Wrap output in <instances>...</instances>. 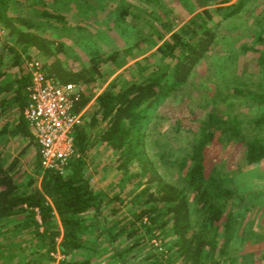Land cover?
<instances>
[{"label":"trees","instance_id":"obj_1","mask_svg":"<svg viewBox=\"0 0 264 264\" xmlns=\"http://www.w3.org/2000/svg\"><path fill=\"white\" fill-rule=\"evenodd\" d=\"M9 2L0 0V28L16 36L19 49L7 45L14 59L10 71L16 72L15 87L10 95L6 89L10 74L0 69V118L10 109L17 111L18 117L13 126L8 120L1 124L0 144L7 135H20L35 143L23 113L28 102L30 73L25 65L28 58L23 61L21 53L36 48L45 58L40 60L47 75L63 83L89 87L102 77L99 63L111 61L119 66L118 57L114 53L80 70L67 69L57 57L61 44L54 45L51 39L31 31L29 28L35 27L33 20L10 15ZM32 5H38L36 0ZM43 5L49 3L43 1ZM238 6L240 3L228 7L224 17L233 14ZM53 12L49 16L62 18L54 9ZM126 12L123 8L120 14ZM40 14L44 15L45 11ZM211 19V11L203 9L175 30L172 25H167V31H173L152 53L158 54L159 60L172 59L179 53L182 59L172 68L167 61L153 67L143 79L126 81L128 85L122 84L118 89L113 83L95 97L92 116L88 120L82 117V122L73 129L76 154L66 163L63 172L44 169L38 154L36 171L40 177L37 185L36 179L18 168V156L7 163L0 151V236L10 239L13 234L28 235L32 244L26 253L28 259L24 261V253L19 256L15 248L12 249L13 244L6 247L0 243V264L52 263L51 253L56 250L64 255L59 264H92L95 256L97 259L106 252L109 257L103 264H126L131 254L152 239L159 243L155 245V252L142 258L148 261L147 264H237L236 258L227 255L225 244L229 239L226 237L225 244L219 245L220 230L226 224L231 228L237 215L243 218L242 212L250 210L254 202L246 201V194L235 189L232 177L218 165L206 168L205 150L223 138L241 142L245 146V159L251 164L264 158V142L241 132L238 121L229 117L225 120L229 123L227 135L222 137L223 120L214 117L201 126L190 151L179 159L177 183L169 182L159 174L145 149L146 130L155 108L185 81L214 41L215 31L207 25ZM164 35L159 33L160 39ZM257 41L263 42L264 36L259 35ZM260 67L262 80L258 86L252 89L234 83L235 94L249 95L257 103L264 102V63ZM89 100V96L80 92L74 110L81 112ZM258 119L262 120L264 116ZM88 128L96 131L95 140L118 153L120 168L137 167L136 184L142 185L135 199L128 203V207H136L139 201L140 207L131 211L129 217L113 219L110 224L105 222L109 217L114 218L116 212L111 209L107 215L102 213L106 195L91 188L85 172L86 158L92 146V131ZM234 207L242 210L232 215ZM99 217H102V223ZM94 232L98 246L87 243L88 236ZM79 253L82 258L76 257Z\"/></svg>","mask_w":264,"mask_h":264},{"label":"rangeland","instance_id":"obj_2","mask_svg":"<svg viewBox=\"0 0 264 264\" xmlns=\"http://www.w3.org/2000/svg\"><path fill=\"white\" fill-rule=\"evenodd\" d=\"M33 1L10 0L8 13L33 20L35 27L29 28L31 31L51 39L54 45L60 43L57 57L67 69L77 71L101 57L117 53L119 66L111 61L100 62L98 68L102 77L96 84L92 87L77 85L80 92L90 97L81 111L87 120L94 113L95 97L109 85L115 83L118 89L126 81L141 80L147 71L166 61L171 68L175 66L182 54L165 61L152 52L181 23L209 9L212 19L207 25L215 31L214 41L185 81L155 108L146 130V153L165 180L177 183L179 159L190 151L201 126L214 117L223 120L222 137L227 135L229 123L225 120L229 117L238 121L241 132L264 142V119H258L264 116V102L257 103L249 95L235 94L233 90L234 83L255 89L262 80L260 66L264 63V41H257V37L264 36V0H36V7ZM43 1L49 5H43ZM239 3L240 7L225 18L228 7ZM123 8L127 10L125 15L120 14ZM53 9L62 15L61 19L49 16ZM42 10L44 15L40 14ZM169 24L173 27L171 31L166 28ZM159 33L165 34L162 39ZM7 45L19 49L16 36L0 28V69L10 74L6 82L7 95H10L15 87L16 72L10 71L14 59ZM31 57L45 60L36 48L21 53L23 61ZM6 114L0 118V126L6 120L13 126L18 112L10 109ZM88 130L92 131V146L85 172L91 188L106 195L102 213L107 215L111 209L116 212L114 218L109 217L105 222L110 224L113 219L129 217L131 211L140 207L139 201L136 207H128V203L135 199L142 185L136 184L137 167L120 168L118 153L95 140L94 129ZM223 139L205 150L206 168L218 165L232 177L235 189L246 194V201L254 205L242 212L243 218L237 215L231 228L228 224L222 227L219 245L225 244L226 237L229 239L225 244L227 255L236 258L237 264H264V158L250 164L245 159L243 143ZM0 151L7 163L18 156V168L36 179L38 185L40 175L36 171L38 150L35 143L20 135H7L0 144ZM240 210L242 208L234 207L231 213L234 215ZM101 218H98L100 223ZM95 234L88 236L89 245H99ZM0 243L6 247L13 244L12 249L15 248L19 256L24 253V261L28 259L26 253L32 245L28 235L13 234L10 239L0 236ZM153 243L158 244L159 240L144 243L131 254L126 264H147L142 258L155 252ZM79 254L76 257L82 258V253ZM95 257L92 264H103L109 253Z\"/></svg>","mask_w":264,"mask_h":264},{"label":"built area","instance_id":"obj_3","mask_svg":"<svg viewBox=\"0 0 264 264\" xmlns=\"http://www.w3.org/2000/svg\"><path fill=\"white\" fill-rule=\"evenodd\" d=\"M25 65L30 73V83L23 113L41 165L44 169L63 172L66 163L76 154L73 129L82 122V112H76L74 105L80 90L74 83H63L47 75L38 58H28ZM51 255L52 263L39 264H59L64 258L59 250Z\"/></svg>","mask_w":264,"mask_h":264}]
</instances>
